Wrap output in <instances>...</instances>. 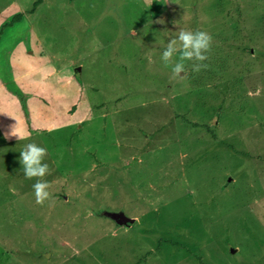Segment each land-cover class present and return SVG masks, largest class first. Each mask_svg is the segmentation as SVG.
I'll return each instance as SVG.
<instances>
[{"label": "rangeland", "instance_id": "rangeland-1", "mask_svg": "<svg viewBox=\"0 0 264 264\" xmlns=\"http://www.w3.org/2000/svg\"><path fill=\"white\" fill-rule=\"evenodd\" d=\"M0 264H264V0H0Z\"/></svg>", "mask_w": 264, "mask_h": 264}, {"label": "clouds", "instance_id": "clouds-1", "mask_svg": "<svg viewBox=\"0 0 264 264\" xmlns=\"http://www.w3.org/2000/svg\"><path fill=\"white\" fill-rule=\"evenodd\" d=\"M211 46L212 36L208 32L200 29L180 28L177 36L167 43L161 59L166 67L171 65L172 78H184L187 75L185 61L194 62L192 65L194 72H199L202 68L207 67V64L203 62L208 59L207 53L211 50ZM258 94L259 90L257 91ZM249 95L252 93L250 92ZM16 127L17 125L12 126L11 135L16 136L20 141L26 139L16 131ZM46 156L47 149L36 143L25 144L19 156L25 178L30 180L37 178L32 187L35 201L40 205H43L51 197L49 191L51 184L39 179L45 177L50 171L49 165L44 162Z\"/></svg>", "mask_w": 264, "mask_h": 264}, {"label": "water", "instance_id": "water-1", "mask_svg": "<svg viewBox=\"0 0 264 264\" xmlns=\"http://www.w3.org/2000/svg\"><path fill=\"white\" fill-rule=\"evenodd\" d=\"M119 223L122 225V226H126L127 228H130L133 223H134V220L127 217V216H121L120 219H119ZM235 252V251H234ZM233 252V253H234Z\"/></svg>", "mask_w": 264, "mask_h": 264}, {"label": "trees", "instance_id": "trees-1", "mask_svg": "<svg viewBox=\"0 0 264 264\" xmlns=\"http://www.w3.org/2000/svg\"><path fill=\"white\" fill-rule=\"evenodd\" d=\"M19 19H20V16H19V18L16 17V18L14 19L13 22H15V21L18 22ZM13 22H12V23H13ZM10 26H11V25H10ZM131 219H132V218H131ZM134 224H135V222H134L133 225H132L130 228H128V229H131V228L134 226ZM123 227L127 228L126 226H123Z\"/></svg>", "mask_w": 264, "mask_h": 264}]
</instances>
